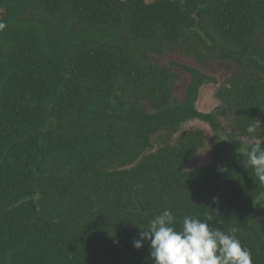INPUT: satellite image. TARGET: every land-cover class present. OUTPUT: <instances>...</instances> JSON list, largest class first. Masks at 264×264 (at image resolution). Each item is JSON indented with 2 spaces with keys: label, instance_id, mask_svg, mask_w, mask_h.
<instances>
[{
  "label": "trees",
  "instance_id": "obj_1",
  "mask_svg": "<svg viewBox=\"0 0 264 264\" xmlns=\"http://www.w3.org/2000/svg\"><path fill=\"white\" fill-rule=\"evenodd\" d=\"M0 8V264H154L134 241L166 209L178 229L190 216L235 230L264 264V184L243 140L264 144V0ZM204 70L222 77L210 113ZM195 119L211 140L181 131Z\"/></svg>",
  "mask_w": 264,
  "mask_h": 264
},
{
  "label": "clouds",
  "instance_id": "obj_2",
  "mask_svg": "<svg viewBox=\"0 0 264 264\" xmlns=\"http://www.w3.org/2000/svg\"><path fill=\"white\" fill-rule=\"evenodd\" d=\"M247 132L255 134L257 126L249 125ZM249 166L256 180L264 184V144H251L244 167ZM176 223L171 210H164L151 220L134 246L141 248L148 240L154 264H254L251 250L242 245L235 230L226 233L210 226L208 220L190 216L182 219L179 229Z\"/></svg>",
  "mask_w": 264,
  "mask_h": 264
},
{
  "label": "rangeland",
  "instance_id": "obj_3",
  "mask_svg": "<svg viewBox=\"0 0 264 264\" xmlns=\"http://www.w3.org/2000/svg\"><path fill=\"white\" fill-rule=\"evenodd\" d=\"M147 1H152V0H147ZM3 13H4L3 9L0 8V18L2 17ZM167 60L191 65L188 59H184L183 57H179L176 55H167ZM220 63L221 61H218L217 65H219ZM204 72L206 73L207 76H210V77L212 76L218 79L217 83H206L202 85L198 93V98H197V103H196L197 108L204 113H210V112L215 111L216 108L221 105L220 100L215 96V92L218 86L222 82V77L219 74L212 73L210 71L204 70ZM184 74L186 76L185 80L187 84L191 80V75L186 73L185 71H184ZM185 91H186V87H184L183 89H180L176 93V96L179 100L184 99ZM220 121L226 126L225 124L226 120L223 116H220ZM199 128L204 129L206 131L209 140H211L215 136L214 130L212 129L210 124L200 119H195V120H191V121L184 123L182 125L181 131H187V130L199 129ZM220 133L222 134V131H220ZM243 140L247 143L260 141L257 138L251 139V140L247 138H243ZM210 149H211V145H207L206 149L203 150V152L201 153V157L197 165H203V164H207L210 162L211 156H212ZM227 150L229 151L230 148L228 147Z\"/></svg>",
  "mask_w": 264,
  "mask_h": 264
}]
</instances>
